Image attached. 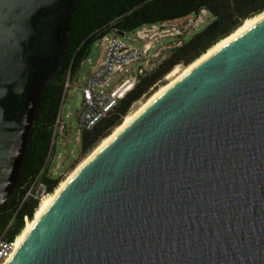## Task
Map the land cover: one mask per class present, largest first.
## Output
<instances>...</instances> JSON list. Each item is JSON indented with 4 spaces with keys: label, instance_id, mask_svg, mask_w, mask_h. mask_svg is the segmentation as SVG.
Wrapping results in <instances>:
<instances>
[{
    "label": "water",
    "instance_id": "1",
    "mask_svg": "<svg viewBox=\"0 0 264 264\" xmlns=\"http://www.w3.org/2000/svg\"><path fill=\"white\" fill-rule=\"evenodd\" d=\"M75 4L0 0V205ZM4 264H264V18L93 154Z\"/></svg>",
    "mask_w": 264,
    "mask_h": 264
},
{
    "label": "trees",
    "instance_id": "2",
    "mask_svg": "<svg viewBox=\"0 0 264 264\" xmlns=\"http://www.w3.org/2000/svg\"><path fill=\"white\" fill-rule=\"evenodd\" d=\"M205 9L210 21L190 39L172 46L164 57L127 91L106 116L80 135V151L86 152L120 124L130 106L149 96L157 82L174 66H183L200 56L210 46L230 34L241 22L264 10V0H76L69 26L65 51L59 68L41 95L26 156L17 183L8 200L0 205V232L7 239L23 227V216H33L37 201L23 197L44 165L52 126L56 118L66 77L73 79L91 46L111 31L128 32L144 25L186 18ZM47 191L52 192L58 178L45 175ZM23 200V201H22Z\"/></svg>",
    "mask_w": 264,
    "mask_h": 264
},
{
    "label": "built area",
    "instance_id": "3",
    "mask_svg": "<svg viewBox=\"0 0 264 264\" xmlns=\"http://www.w3.org/2000/svg\"><path fill=\"white\" fill-rule=\"evenodd\" d=\"M205 13L209 16L205 9H201L197 14L190 15L181 22H161L144 25L135 29L134 39L141 41V47L139 48L124 45L119 38L118 31H111L99 39L102 42L103 55L96 68L83 76L80 81L73 82L69 76L66 77L58 111L52 126L49 149L44 165L32 181L23 200L25 198H32L37 201L38 205L41 199L49 194L46 183L41 180V176L45 173L49 178L55 179L60 175L57 174V177H54L46 169L49 164L52 148L56 143V138L59 136L61 138L67 137L66 127L61 119V112L70 88L74 92L80 90L81 100L83 101L79 110L76 112L80 139L83 130L91 129L101 118L106 116L118 100L138 82L140 76L145 75L146 72L155 66L153 61L157 53H147V50L153 47V41L166 36H180L186 29L196 27L203 23ZM85 59L86 57L81 61L80 66ZM86 60L90 63L89 59ZM135 61H140L136 67L124 69L125 66ZM122 70H124V76L120 82L109 87V81L113 75ZM58 159H60L59 155ZM27 220L28 217L24 215L23 225ZM18 234L7 239L5 237V231L0 232V264H4L16 248Z\"/></svg>",
    "mask_w": 264,
    "mask_h": 264
},
{
    "label": "rangeland",
    "instance_id": "4",
    "mask_svg": "<svg viewBox=\"0 0 264 264\" xmlns=\"http://www.w3.org/2000/svg\"><path fill=\"white\" fill-rule=\"evenodd\" d=\"M185 18H180L174 20L175 22H181ZM210 21V17L205 13L204 22L197 25L196 27L188 28L181 33L180 36L175 37H162L157 38L153 41V47L147 50L148 54L157 53L153 63L157 65L164 57H166L169 49L174 46L180 44L183 40L190 39L195 33L201 31ZM120 40L124 45H131L135 47H141V41L134 39V30L125 32L122 36L119 35ZM103 55V46L100 40H97L90 48L89 54L86 59L90 60V63L85 59L80 68L78 69V73L76 78L80 81L83 76L87 75L90 71L94 70ZM140 61H135L125 66L124 69H131L136 67ZM179 68H182L183 65L177 64ZM175 67V66H174ZM167 75V74H166ZM166 75L162 77V79L157 82L155 89L159 87L161 84L167 82ZM124 76V70L117 72L113 75V77L109 81V87L116 85L120 82L122 77ZM147 96L140 98L139 100L132 103L129 108V112L133 111L137 108ZM81 101V93L80 90L73 91L72 88L67 93L66 100L62 107L61 119L64 122L67 131V137L59 136L56 138V143L54 144L51 156L49 159V164L46 169L48 173L53 174L54 177L58 176V184L64 180L69 173L75 168L76 164L79 163L82 159H84L94 148L86 152L80 151V139L78 134V125H77V114L75 112L76 107L79 105ZM99 141L96 143V145ZM95 145V146H96ZM58 155L60 159H58ZM66 176V177H65ZM57 184V185H58ZM56 185V186H57ZM54 190V189H53ZM51 193V192H49Z\"/></svg>",
    "mask_w": 264,
    "mask_h": 264
},
{
    "label": "bare ground",
    "instance_id": "5",
    "mask_svg": "<svg viewBox=\"0 0 264 264\" xmlns=\"http://www.w3.org/2000/svg\"><path fill=\"white\" fill-rule=\"evenodd\" d=\"M264 18V10L258 14H255L251 17L244 19L241 24L234 29L230 34L221 38L217 42H215L212 46H210L205 52H203L200 56L196 59L191 61L189 64L179 68L175 66L170 72L167 73L166 79L167 82L161 84L157 87L136 109L127 113L121 120L120 124L112 129V131L102 138L99 143L94 146L93 150L79 163L76 164L75 168L69 173V175L62 180L54 190L46 195L44 198L41 199L39 204L37 205L36 209L33 212V216L31 219H28L25 224L23 225L21 231L19 232L17 239H16V247L22 241V239L27 235L29 232L33 222L36 218L41 214V212L46 208V206L51 202V200L56 196V194L62 189V187L72 178V176L95 154L111 137H113L129 120H131L138 112H140L146 105H148L155 97H157L161 92H163L166 88H168L171 84L177 81L180 77L186 74L189 70L195 67L198 63L208 57L212 52L220 48L222 45L227 43L237 34L248 28L249 26L253 25L257 21Z\"/></svg>",
    "mask_w": 264,
    "mask_h": 264
},
{
    "label": "crops",
    "instance_id": "6",
    "mask_svg": "<svg viewBox=\"0 0 264 264\" xmlns=\"http://www.w3.org/2000/svg\"><path fill=\"white\" fill-rule=\"evenodd\" d=\"M77 73H78V71H77ZM77 73L75 74V76H74L73 79H72L73 82L78 80V79L76 78Z\"/></svg>",
    "mask_w": 264,
    "mask_h": 264
}]
</instances>
